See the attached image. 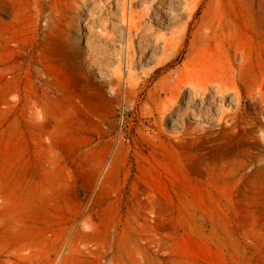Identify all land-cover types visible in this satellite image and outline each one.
Returning a JSON list of instances; mask_svg holds the SVG:
<instances>
[{"label": "rangeland", "instance_id": "obj_1", "mask_svg": "<svg viewBox=\"0 0 264 264\" xmlns=\"http://www.w3.org/2000/svg\"><path fill=\"white\" fill-rule=\"evenodd\" d=\"M33 2L0 0V13L8 22ZM54 4L44 2L45 15ZM57 4L63 39L42 33L29 58L14 60L20 83L0 66V177L34 193L25 200L31 243L0 236V264H264V115L254 138L242 119L264 101L239 110L234 94L264 100V0ZM40 55L78 82V105L54 81L37 85ZM28 68L48 115L37 128L25 111ZM190 71L233 92L212 106L188 91L173 109L165 95L153 100L166 79L186 82ZM49 179L63 189L37 197Z\"/></svg>", "mask_w": 264, "mask_h": 264}, {"label": "bare ground", "instance_id": "obj_2", "mask_svg": "<svg viewBox=\"0 0 264 264\" xmlns=\"http://www.w3.org/2000/svg\"><path fill=\"white\" fill-rule=\"evenodd\" d=\"M45 1L46 0H34L32 4L20 6L14 16L10 17L11 21L8 22H5L2 17L5 14L0 13L1 30L5 29L4 35L2 31H0V66L1 72L10 80H17L19 83L22 81L23 74L21 73L20 66L23 63L20 61L14 62V60L29 58L34 46L40 41L42 33H45L46 37L49 36V33L52 35L55 33L58 39H63L64 37L62 34L64 7L58 4L57 6V0H49L53 4L56 2L54 4L56 7L53 11H49L48 15H45ZM44 21H46L45 25H43ZM10 63H13V65L9 66ZM17 66L19 67L18 69H16ZM29 73L30 68L24 72V78L26 79V88L24 92L26 97L25 111L29 118L28 126L30 128H37L46 124L48 115L38 94L30 90L31 78ZM33 76L36 78L38 86L50 81H54L57 85L62 86L65 89V95L69 100L71 108L81 102V94L77 88L78 82L71 76V73L68 72V69L62 63L47 61L40 55L39 68L34 71ZM172 79H166L163 87L156 91V93H153V100L156 101V103L159 102L162 95H165L171 103V109H173L175 104L183 101V95L187 93V91L190 93L188 95L191 102L195 103L198 99H201L203 102L208 101L210 106L213 105L218 96L225 99L227 95L233 92L230 88H225L219 84L200 81V77L193 71L186 76V82L180 77ZM117 81L118 87L115 88L114 91L116 98L119 100V98L122 97V79L118 78ZM126 85H129V87L133 89V87L138 86V83H134L128 78ZM210 88L216 92L210 93ZM176 89L177 92L175 91ZM234 94L239 110L245 109L247 105L255 107L259 105V102L264 101L263 97L253 90H246L245 93H242L240 90H235ZM123 96L125 100H129L130 102V92L126 91ZM19 97H22V94H19ZM210 99L214 101H210ZM262 113L264 115V111L253 114L250 113V115L245 117L242 115L243 123L251 126V128H249L250 130H248V135H252L253 138L255 137L253 135L255 129L259 127L258 120L261 119L259 115ZM237 115L240 114L237 113ZM161 117L163 120L162 123H164L165 118L163 116ZM41 143H43V141ZM253 148L254 146H250L248 151H252ZM262 156L263 155H261L258 160H261ZM10 168L11 164H7L4 167V175L7 178ZM253 172L256 174L259 173L258 169H255ZM63 187V181L49 179L46 182V186L39 191L37 197L45 199L51 198L55 193L61 191ZM29 194L30 196L34 195L33 192H22L20 189L13 188L10 183L6 184L3 178L0 177V236H2L3 239L7 241L17 240L22 244L31 243L30 240H32L33 237L32 227L29 225L25 212V200ZM85 226L90 228L87 221ZM28 255H31V253H28Z\"/></svg>", "mask_w": 264, "mask_h": 264}]
</instances>
